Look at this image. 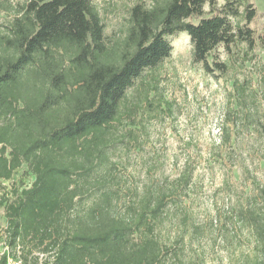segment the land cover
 <instances>
[{"label":"trees","instance_id":"16d2710c","mask_svg":"<svg viewBox=\"0 0 264 264\" xmlns=\"http://www.w3.org/2000/svg\"><path fill=\"white\" fill-rule=\"evenodd\" d=\"M22 6L10 33L0 34V181L21 167L32 177L0 192L10 250L39 249L50 254L46 264H184L157 228L191 170L119 214L101 172L111 163L109 135L128 89L170 55L169 37L186 33L193 60L211 72L207 58L217 46L240 40L253 47L248 24L255 8L248 0L136 3L125 36L109 48L92 0H26ZM260 193L264 200V188ZM81 205L87 206L76 210ZM236 215L256 241L246 264H264V215L256 199Z\"/></svg>","mask_w":264,"mask_h":264},{"label":"rangeland","instance_id":"374dc122","mask_svg":"<svg viewBox=\"0 0 264 264\" xmlns=\"http://www.w3.org/2000/svg\"><path fill=\"white\" fill-rule=\"evenodd\" d=\"M25 1L0 0V34L10 33ZM156 1L92 0L107 46L115 47L125 36L134 4L149 7ZM248 1L256 10L248 24L252 48L240 40L228 48L217 46L207 58L211 73L193 60L186 33L169 37L170 55L146 69L128 89L109 135L111 163L101 172L119 214L143 195L172 186L184 168L191 170V181L179 192V200H168L157 228L184 264H246L256 253L253 233L236 215L239 206L253 199L264 215V0ZM214 63L225 67L220 70ZM21 180L27 185L32 181L24 167L10 180L0 181V192ZM5 227L1 207L0 243ZM26 250H19L26 256L21 257L24 264L50 260V254L39 249Z\"/></svg>","mask_w":264,"mask_h":264},{"label":"built area","instance_id":"2783aa9c","mask_svg":"<svg viewBox=\"0 0 264 264\" xmlns=\"http://www.w3.org/2000/svg\"><path fill=\"white\" fill-rule=\"evenodd\" d=\"M2 255H5V264H24L18 247L14 253L12 250H10V247L6 243L5 239L0 243V257Z\"/></svg>","mask_w":264,"mask_h":264}]
</instances>
